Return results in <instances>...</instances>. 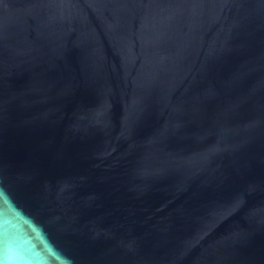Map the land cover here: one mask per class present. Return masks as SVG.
Here are the masks:
<instances>
[{
  "label": "water",
  "instance_id": "obj_1",
  "mask_svg": "<svg viewBox=\"0 0 264 264\" xmlns=\"http://www.w3.org/2000/svg\"><path fill=\"white\" fill-rule=\"evenodd\" d=\"M0 264H264V0H0Z\"/></svg>",
  "mask_w": 264,
  "mask_h": 264
}]
</instances>
